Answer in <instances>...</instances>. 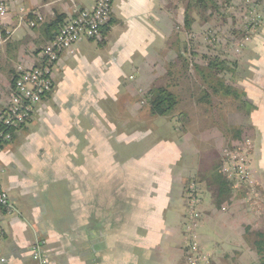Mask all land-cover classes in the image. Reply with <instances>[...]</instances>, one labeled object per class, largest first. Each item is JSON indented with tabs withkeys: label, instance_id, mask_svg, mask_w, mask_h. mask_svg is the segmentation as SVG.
<instances>
[{
	"label": "rangeland",
	"instance_id": "obj_1",
	"mask_svg": "<svg viewBox=\"0 0 264 264\" xmlns=\"http://www.w3.org/2000/svg\"><path fill=\"white\" fill-rule=\"evenodd\" d=\"M170 1L173 3L175 0H165L164 5L170 4ZM212 2L216 4L220 16L210 21H204L196 13L197 10L191 9L189 15L193 22L191 28L187 29L184 25V11L191 0H177L178 21L172 25L173 34L164 37L162 41L158 39V34L153 33L157 40L151 44L140 41L141 47L138 49L135 47L136 42H133L136 39L134 35L126 33L120 37L117 30L112 29L107 45L98 46L96 42L84 41L83 60L80 61V55L75 54L71 59L63 58L60 65L54 68V74L64 76L71 83V88L75 92L77 90L78 98H81L82 104L79 107L83 131L78 133L77 130L73 136H56L47 129L39 133L42 136L36 138L33 135L24 137V134L18 132L4 148V159H0V185L14 199L15 216L24 221L28 239H34V236L51 239L61 249L68 241L76 242L79 235L77 229L85 224L88 227L95 226L94 231L101 234L103 240L111 238L109 241H115L111 251L123 252L120 245L125 236V221L128 212L136 209L134 192L131 190L128 195L127 188L131 186L134 189V184L129 185L125 180L124 185L121 176L123 168H116L120 172L119 176L111 175L114 180L108 177L109 184L100 185L95 177L99 172L101 175L102 171L97 168L96 161L92 165V154L96 155L94 146H101L100 150L103 152L100 154L103 156L106 153L111 155L110 152L114 151L126 164L130 160L132 174L135 159L145 158L143 155L151 153L153 149L154 152L156 149H169L168 146L174 140L185 137L187 126L183 121L188 117L193 120L198 115L202 117L200 124L206 125L213 120L216 126V129L206 132V136L211 135L212 139H217L213 145L216 148L213 154L216 157L212 164L215 168L213 174L218 175L219 171L229 181L231 190L226 193L231 194L234 187H243L244 194L248 195L245 203L261 200L262 194L254 188L249 166L251 154L258 151V148H254V138L258 141L262 134V140L264 139V4H260L258 0ZM118 39L120 49H112L113 42ZM250 48L252 51L248 53ZM144 53L150 54L147 57L149 66L143 60ZM214 59L228 63L227 69L220 72L207 70L210 61ZM73 75L76 76L75 80L71 78ZM228 87L232 88L231 92L227 91ZM157 88H166L177 97V105L165 116H153L148 111L150 96L147 92ZM139 89L142 92L136 93ZM132 92L133 98L128 102L124 96ZM133 111L147 113L146 126L130 120L129 125L124 128L117 127L118 130H113L112 125L120 123L116 119L117 115L120 117L124 112ZM116 112L117 115L112 119ZM236 113L240 116L233 120ZM34 120L35 118L32 122ZM210 122L209 125L213 126ZM234 122L244 125L251 122L256 135L250 131L248 124L241 130L240 125H231ZM50 124L52 123L46 122L44 125ZM52 126L60 127L57 124ZM33 130H36V124ZM202 130L204 129L200 125L199 132ZM221 135L225 143L222 142V146ZM229 154L234 155L237 160L234 167L239 163L245 167V172L238 174V178L231 175L232 172H237V168L231 167ZM100 160L104 162L101 156ZM145 166L143 171L148 179L153 172L147 162ZM91 177L94 184L91 183ZM99 178L101 180V176ZM246 178L251 180V184H246ZM186 181L181 191L184 215L186 189L192 181L197 182L202 189V194H199L200 208L203 204H215L218 200L214 194L215 191L218 193L219 184L209 186L207 181L203 182L200 178ZM92 188L95 192L99 191L95 201L91 198ZM123 188L124 194L119 190ZM153 202L148 200L143 212H147L144 215L147 221L136 222L137 228L131 233V264H145L151 259L149 256L146 258L145 246L148 245L149 237L152 238L157 233L154 229L157 224L156 215L152 214L154 211L151 209ZM109 212L111 217L108 218ZM121 216H125L124 224L117 225L122 220ZM183 222L178 225L179 233ZM6 224L4 229L7 230ZM146 226L149 231H146ZM197 234L200 240L201 236L198 232ZM181 235L184 236L185 233L181 231ZM252 239V236L245 237L250 249ZM182 244L180 249L183 257L179 264H189ZM73 247L76 254L77 246ZM80 249L78 251L83 256V247ZM115 256L113 254V258ZM211 256L208 264H219L211 260ZM47 261L49 263V259ZM162 262L165 264L163 255L160 260L157 257L154 263L152 261V264ZM256 264H259V258Z\"/></svg>",
	"mask_w": 264,
	"mask_h": 264
},
{
	"label": "crops",
	"instance_id": "obj_2",
	"mask_svg": "<svg viewBox=\"0 0 264 264\" xmlns=\"http://www.w3.org/2000/svg\"><path fill=\"white\" fill-rule=\"evenodd\" d=\"M94 2L95 0H14L12 4H9L8 9L10 18L13 19L12 21H16L20 14L19 10L22 9L25 22L34 20L36 27L32 28L24 24L16 28L10 35L4 37L5 42L0 46V117L8 107L13 80L18 76V73L30 70L36 65V52L56 35L63 24L72 19L75 9H91ZM164 3L165 0H113L111 19L106 27L107 32L103 41L98 43V46L108 44L112 29H116L120 37L126 33L134 35L136 39H133V42H136L135 47L137 46L138 49L141 47V45L139 46L140 41H148L151 44L157 40L153 33L158 34L160 41L164 37L171 36L173 34L172 25L178 21L179 17L178 3L177 0L173 3L170 1V4L166 6ZM37 17H41L42 20L39 22ZM84 41L86 40H81L76 46L75 54L80 55V61L84 57L82 51L85 45ZM119 47L120 40L118 39V41L113 42L112 49L116 48L119 50ZM251 51L252 48H250L248 53H251ZM149 55L148 53L143 55V60L148 63L147 66L150 65L147 59ZM66 57L71 59V56H63L58 65ZM75 77L73 75L71 78L75 80ZM68 82L64 76L55 75V90L52 96L38 106L34 115L35 120L18 132L24 134V137L33 135L36 138L42 136L39 133L47 129L50 134L54 133L56 136H73V133L77 130L78 133L83 131L84 124L80 120L82 112L80 110L81 107H79V104H82L81 98H78L77 90L75 92V89L71 88V83L69 82V84ZM62 88L64 89L62 90ZM135 92L139 93L142 91L136 90ZM128 94L124 97L127 98L128 102H131L133 92ZM126 108L129 111V105ZM118 112L113 114L112 119ZM239 116L236 113L232 119L236 120L235 118ZM147 117L148 115L145 112H124L120 117L117 115L116 119L120 123L117 126L113 124L112 128L113 130L124 128L129 125L130 120L140 122L139 124L142 123L146 126ZM201 118L198 115L193 120L190 117L186 121L183 119L184 125L186 123L187 126V138L185 135V137L181 136L174 140L168 146L169 149H163V151L162 149H156L155 152L153 149L151 153H145L143 156L146 159H135L133 161L134 164H132L135 166V170L132 171V174L130 160L126 164L125 160L115 155L114 151L110 152L111 155L106 153V156H103L100 154V152H103L100 150L101 146L99 147L98 144L94 146L96 155L92 154V165L96 161L97 168L101 169L102 173L101 175L100 172L97 173V177L93 174L92 176L100 182V185L109 184V179L114 180V176H119L120 172L115 170L116 168H123L121 176H123L124 185L125 180L128 181L129 185L134 184V189L131 186L127 188L128 195L131 194V190L134 192L133 197H135L136 209L133 211L131 209L128 212V218L125 221L127 223L126 231L124 232L125 236L122 238L120 245L123 248V252L111 251V248L115 246V241H109L111 238L107 241L103 240L102 235L94 231L95 226L88 227L85 224L79 226L81 229H77V234L79 235L76 242L70 243L68 241L61 249L57 247V242L51 239L46 240L39 236H34V239H28L24 221L14 214L12 217L6 218L3 224L4 229V225L7 223V230L4 229L5 234L0 245V264H37L31 259L28 247L38 239L46 240L45 254L46 258L49 259L48 264L51 262L53 264H131V233L137 228L138 223L136 222L147 221L144 216L147 215V212H143L148 205V200L154 201L151 209L154 211L152 214L156 215L155 223L157 224L154 229L157 233L152 238L149 237L150 240L145 249L146 258L150 257L151 259L148 260V263L144 262L145 264H152V261L154 263L157 257L160 260L163 255L165 264H179L183 257L180 249L182 227H180V233L178 229V225L184 220L182 187L187 179L208 178L215 170L212 164L216 161V157L213 155L216 152V148L213 145L217 139H212L211 135L206 136V132L216 129V126L213 120L211 122L208 121L206 125L200 124ZM245 119H248V117ZM55 120H57V123H55ZM46 122L52 124L45 126ZM209 122L213 126H210ZM250 123L246 124L249 125L250 131L255 136V130ZM35 124L36 130H33ZM53 124L60 125V127L56 128L52 126ZM200 125L204 129L202 132H199ZM231 125L233 127H239L238 125H240L241 130L245 127L244 124L236 122ZM193 129L197 131H193ZM16 134L15 137L17 136ZM200 134L204 137L202 138ZM222 140L223 137L220 139L221 146L222 142L224 143ZM254 140L256 143L254 148H258V151H253L251 154L249 168L254 188L262 194L261 200L245 203L248 195L244 194L243 187L239 189L234 187L231 194L223 193L222 199L217 204L209 202L210 204H203V207L201 206L200 208L203 215L197 227V232L201 236L199 240L200 247L209 258L212 255L211 260L219 264H256L259 258L248 247L244 237L245 228H249L252 231L260 230L264 233V149H261L264 148V139L262 140L261 134V137L258 138L259 142L256 137ZM117 141H119L118 137ZM5 147L0 151L1 160L6 155L3 151ZM119 149L127 151L124 148ZM260 149L261 151H259ZM100 156L104 162L100 160ZM146 162L149 168L151 166L153 172L148 179H146V172L143 171L144 167L146 169ZM118 182L115 181V183ZM91 183H95L93 177H91ZM124 189L119 190L124 194ZM99 191L95 192L93 188L91 189L93 201L98 199ZM11 199L14 201L12 197ZM223 206L225 207L224 211L222 210ZM109 217H111L110 212ZM121 217L122 220L117 225L124 224L125 216ZM157 217L160 219H157ZM145 229L146 231L150 230L147 226ZM73 246H77L75 249L76 254L73 252V248H75ZM82 247L83 256L78 251ZM113 254L116 255L114 258ZM1 259L5 261L2 263ZM160 264H163V262Z\"/></svg>",
	"mask_w": 264,
	"mask_h": 264
},
{
	"label": "built area",
	"instance_id": "obj_3",
	"mask_svg": "<svg viewBox=\"0 0 264 264\" xmlns=\"http://www.w3.org/2000/svg\"><path fill=\"white\" fill-rule=\"evenodd\" d=\"M13 1L0 0V46L5 42L4 37L10 35L16 28L24 24L32 28L36 27L34 20L25 22L22 9L19 10L20 14L16 21H12L8 7ZM112 4L113 0H95L91 9H75L72 19L63 24L56 35L36 52V65L30 70L18 73L10 91L8 107L0 117L2 122L0 151L11 142L12 131L18 132L32 122L38 106L46 101L53 92L54 68L60 62L61 57L73 56L77 44L83 39L96 43L103 41V30L110 22ZM37 19L39 22L42 20L41 17H37ZM228 160H230L231 167L237 168V172L231 173L233 177L238 178V174L245 172V167H242L241 163L234 167V165L236 166L235 161H237L234 155L229 154ZM225 180L228 181L226 177ZM246 184H251V180L246 178ZM200 193L202 194V189L197 182L192 181L188 184L185 194L184 222L182 223V232L185 235H182V242L186 249L189 264H208L209 258L201 250L197 234V227L203 217L199 207L201 203ZM216 193L217 191L214 195L217 197L218 193ZM222 210L225 209L222 208ZM14 214V201L0 185V245L5 234L3 221ZM45 244V241L38 239L28 247L31 259L37 264L48 263L44 252ZM4 261L1 259L2 263Z\"/></svg>",
	"mask_w": 264,
	"mask_h": 264
},
{
	"label": "trees",
	"instance_id": "obj_4",
	"mask_svg": "<svg viewBox=\"0 0 264 264\" xmlns=\"http://www.w3.org/2000/svg\"><path fill=\"white\" fill-rule=\"evenodd\" d=\"M260 4H264V0H258ZM195 9L197 10V14L204 20V21H210L214 17L220 16L219 10L216 7V4L212 2V0H191V3H189L184 11V25L187 29L191 28L192 22L190 20V10ZM224 16V15H223ZM207 23V22H206ZM51 27V26H50ZM107 32V29L105 28L103 32ZM228 66V63L221 62L216 59L213 61H210L209 68L207 70H218L225 71ZM236 66V65H235ZM17 76L13 80V85L16 80ZM12 85V87H13ZM231 88V87H230ZM228 87L227 91L231 92V89ZM147 95L150 96V102H149V108L148 111L150 115H157V116H165L167 115L171 110L175 108L177 105V97L175 94L167 90L166 88H157V89H151L147 92ZM2 116V115H1ZM0 129H2V122L0 119ZM17 132L12 131V140L14 139V136ZM10 142V143H11ZM218 175L212 174L208 178H200L203 182L207 181L209 186L211 184H219L218 188V200L215 201V204H217L221 199L223 193L227 192L231 184L224 180L225 178L221 175V173L218 171ZM187 181H185L184 185ZM245 237L252 236V241H250V245L252 250L258 255L259 257V264L264 263V233L261 231H252L249 228H245Z\"/></svg>",
	"mask_w": 264,
	"mask_h": 264
},
{
	"label": "water",
	"instance_id": "obj_5",
	"mask_svg": "<svg viewBox=\"0 0 264 264\" xmlns=\"http://www.w3.org/2000/svg\"><path fill=\"white\" fill-rule=\"evenodd\" d=\"M264 264V263H263Z\"/></svg>",
	"mask_w": 264,
	"mask_h": 264
}]
</instances>
